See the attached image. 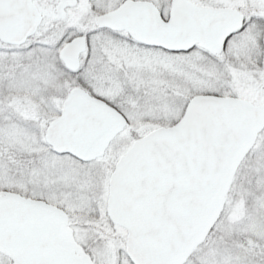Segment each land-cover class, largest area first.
Listing matches in <instances>:
<instances>
[{
    "label": "snow or ice",
    "instance_id": "obj_1",
    "mask_svg": "<svg viewBox=\"0 0 264 264\" xmlns=\"http://www.w3.org/2000/svg\"><path fill=\"white\" fill-rule=\"evenodd\" d=\"M0 264H264V0H0Z\"/></svg>",
    "mask_w": 264,
    "mask_h": 264
}]
</instances>
